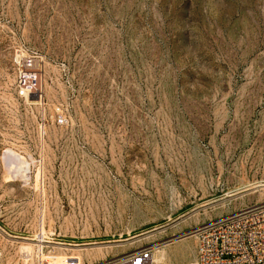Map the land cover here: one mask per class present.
I'll use <instances>...</instances> for the list:
<instances>
[{
  "label": "rangeland",
  "instance_id": "374dc122",
  "mask_svg": "<svg viewBox=\"0 0 264 264\" xmlns=\"http://www.w3.org/2000/svg\"><path fill=\"white\" fill-rule=\"evenodd\" d=\"M263 201L264 0H0V264H197Z\"/></svg>",
  "mask_w": 264,
  "mask_h": 264
},
{
  "label": "built area",
  "instance_id": "2783aa9c",
  "mask_svg": "<svg viewBox=\"0 0 264 264\" xmlns=\"http://www.w3.org/2000/svg\"><path fill=\"white\" fill-rule=\"evenodd\" d=\"M18 97L39 102L43 97L37 57L17 56ZM65 123L64 118L59 119ZM197 264H264V201L211 220L199 228ZM3 252L0 249V260ZM152 249L140 248L103 264H154Z\"/></svg>",
  "mask_w": 264,
  "mask_h": 264
},
{
  "label": "bare ground",
  "instance_id": "6f19581e",
  "mask_svg": "<svg viewBox=\"0 0 264 264\" xmlns=\"http://www.w3.org/2000/svg\"><path fill=\"white\" fill-rule=\"evenodd\" d=\"M196 231L197 230H195V233H196ZM155 251H156V258H155L156 260L157 259H163V260L166 259V252H165V250H163L161 248H158V249H155ZM152 259H153V257H152ZM156 260L153 259L154 264H157Z\"/></svg>",
  "mask_w": 264,
  "mask_h": 264
}]
</instances>
